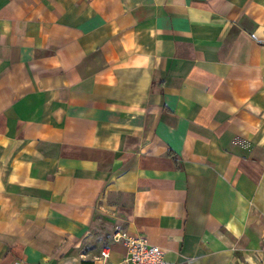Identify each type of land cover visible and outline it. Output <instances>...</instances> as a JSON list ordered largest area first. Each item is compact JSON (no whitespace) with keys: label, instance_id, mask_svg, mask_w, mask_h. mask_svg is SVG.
I'll return each instance as SVG.
<instances>
[{"label":"crops","instance_id":"crops-1","mask_svg":"<svg viewBox=\"0 0 264 264\" xmlns=\"http://www.w3.org/2000/svg\"><path fill=\"white\" fill-rule=\"evenodd\" d=\"M117 232L264 264V0H0V264Z\"/></svg>","mask_w":264,"mask_h":264},{"label":"built area","instance_id":"built-area-1","mask_svg":"<svg viewBox=\"0 0 264 264\" xmlns=\"http://www.w3.org/2000/svg\"><path fill=\"white\" fill-rule=\"evenodd\" d=\"M112 240L125 248L122 264H176L167 262L163 251L158 246L149 244L143 235L129 237L123 232H117ZM100 255L108 258L109 249L104 248Z\"/></svg>","mask_w":264,"mask_h":264},{"label":"rangeland","instance_id":"rangeland-1","mask_svg":"<svg viewBox=\"0 0 264 264\" xmlns=\"http://www.w3.org/2000/svg\"><path fill=\"white\" fill-rule=\"evenodd\" d=\"M97 232L101 233V234H103V233L108 234V230L103 228L101 225H99V227H97Z\"/></svg>","mask_w":264,"mask_h":264},{"label":"trees","instance_id":"trees-1","mask_svg":"<svg viewBox=\"0 0 264 264\" xmlns=\"http://www.w3.org/2000/svg\"><path fill=\"white\" fill-rule=\"evenodd\" d=\"M82 264H87V262H84V261H83Z\"/></svg>","mask_w":264,"mask_h":264}]
</instances>
